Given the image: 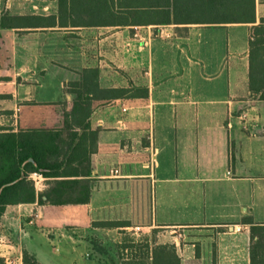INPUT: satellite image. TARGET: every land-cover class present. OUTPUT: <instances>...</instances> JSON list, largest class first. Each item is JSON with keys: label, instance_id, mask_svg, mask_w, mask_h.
<instances>
[{"label": "crops", "instance_id": "1", "mask_svg": "<svg viewBox=\"0 0 264 264\" xmlns=\"http://www.w3.org/2000/svg\"><path fill=\"white\" fill-rule=\"evenodd\" d=\"M109 3L0 0V12L56 22L0 32V132L59 122L72 101L65 86L84 68L99 69L101 87L148 89L145 99L94 105L88 203L7 205L0 258L152 264L153 250L170 246L180 264H250L248 222L264 225V102L248 89V41L264 0L254 24L224 25L118 26L92 15ZM36 175L37 194L50 181ZM127 231L157 235L97 240Z\"/></svg>", "mask_w": 264, "mask_h": 264}, {"label": "trees", "instance_id": "2", "mask_svg": "<svg viewBox=\"0 0 264 264\" xmlns=\"http://www.w3.org/2000/svg\"><path fill=\"white\" fill-rule=\"evenodd\" d=\"M114 1L117 3L115 4ZM256 0H110L95 4L93 16L106 23L126 25H224L254 24ZM107 3V0H104ZM115 8L117 12L115 11ZM69 6L59 2L58 24L65 25L62 13ZM54 17L12 16L0 12V32L54 25ZM96 24L95 20L90 21ZM47 27V26H45ZM177 33L181 30L176 28ZM184 34L187 29L182 28ZM180 34V33H179ZM1 36V35H0ZM248 89L264 102V20L250 29L248 41ZM72 96L56 124L18 132H0V218L7 205L35 203L39 206L86 204L90 199L91 155L97 150L99 130H92L90 117L96 103L117 99H145L148 89L141 86L101 87L98 68H84L65 86ZM32 174L49 179V188L36 194ZM85 179V180H82ZM250 225V264H264V225ZM118 227L119 223L103 224ZM144 259V258H143ZM0 264H5L0 258ZM22 264H39L22 252ZM145 264L144 260L139 263ZM152 264H180L175 249L159 246L153 250Z\"/></svg>", "mask_w": 264, "mask_h": 264}, {"label": "rangeland", "instance_id": "3", "mask_svg": "<svg viewBox=\"0 0 264 264\" xmlns=\"http://www.w3.org/2000/svg\"><path fill=\"white\" fill-rule=\"evenodd\" d=\"M114 85L119 86L120 84H114ZM69 234H73L74 236L83 235V233L81 232L79 233L78 231L73 232V230H69ZM152 234L153 235L155 234V236L157 235L156 233H152ZM152 234L145 233L144 231H136V234L131 235V231H127L126 234L122 236H116L114 233L110 235L100 234L97 240H130L131 238H134L135 240H150V238L155 239V237Z\"/></svg>", "mask_w": 264, "mask_h": 264}, {"label": "built area", "instance_id": "4", "mask_svg": "<svg viewBox=\"0 0 264 264\" xmlns=\"http://www.w3.org/2000/svg\"><path fill=\"white\" fill-rule=\"evenodd\" d=\"M125 111V110H124ZM242 121H245V116L243 115L241 117ZM34 176H37L36 174H33ZM5 264H14V262L10 259H5Z\"/></svg>", "mask_w": 264, "mask_h": 264}]
</instances>
